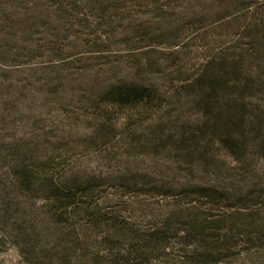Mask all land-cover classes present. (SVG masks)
<instances>
[{"label": "rangeland", "instance_id": "rangeland-1", "mask_svg": "<svg viewBox=\"0 0 264 264\" xmlns=\"http://www.w3.org/2000/svg\"><path fill=\"white\" fill-rule=\"evenodd\" d=\"M50 1L25 0L16 10L35 5L42 11L49 10ZM253 1L241 0L243 4ZM201 3L205 5L204 1L194 0V7L187 10L172 6L164 9L172 18L189 14L190 19L178 26L189 25L194 33L187 35L178 49L171 47L177 33L175 27H165L167 19H159L162 15L150 6L135 7L119 21L110 19L113 22L109 26H103L95 14L87 15V20L78 26L64 22V28H70L69 34H73L67 40L59 38L63 33L60 23V31L55 33H60L58 37L42 33L35 38L47 42L34 41L41 49L56 53L45 51L40 56L36 46L34 58L4 67L5 83L0 93L6 96L3 114L9 118L3 124L0 119V264H26L29 255L23 256L15 245L16 227L34 228L32 237L43 243L39 250L54 256L53 264L122 262L120 254L111 255L109 243L123 239L100 226L98 216L60 217L49 210L42 191L15 189L9 168L14 158L10 154L16 150L8 147L14 140H22L35 149H61L69 157L60 175L92 180L97 188L94 198L100 201L98 209L122 210V218L137 232L155 225L166 212L176 213L179 207L175 202L180 200L182 190L223 181L212 164L201 163L198 167L197 162L182 161L170 145L176 142L182 128L201 126V112L176 88L195 73L220 42L211 34L218 31L223 11H209ZM148 31L152 35L146 38ZM222 39L228 44L235 42L231 35ZM246 41L239 39L242 48ZM228 51L235 52V48ZM10 80L22 82L13 85L18 87L16 93L7 88ZM127 84L152 86L158 94V104L127 121L116 112L112 116L116 126L111 133L101 134V130L109 128L111 119L103 109L109 91ZM216 153L209 157L210 162L224 166V155ZM226 163L230 166L229 160ZM258 165V172H263L264 160ZM129 180L134 181L128 183ZM249 188L244 187V192L252 189ZM158 190L171 196H157ZM232 243L236 247L215 264H264V246L260 243L248 242L246 238L240 242L237 237L232 238ZM55 254L63 260L58 261ZM151 264L189 263L177 249Z\"/></svg>", "mask_w": 264, "mask_h": 264}, {"label": "trees", "instance_id": "trees-1", "mask_svg": "<svg viewBox=\"0 0 264 264\" xmlns=\"http://www.w3.org/2000/svg\"><path fill=\"white\" fill-rule=\"evenodd\" d=\"M24 1L0 0L1 91L6 76L2 73L4 67L34 58L33 48L36 46V52L41 51L40 56L45 51H54L41 49L34 41L41 43L47 39L35 36L46 33L48 37H58L60 33H55L60 31L57 28L60 23L78 26L87 20V15L95 14L103 26H109L131 8L150 6L153 12L162 15L159 19H167L165 27H175L177 36L170 43L172 48L178 49L187 35L194 33L189 25L178 26L190 19L189 14L172 18L164 10L170 6L185 10L193 8L194 0H51L49 10L42 11L35 5L18 12L16 6ZM200 1L205 2L201 5L209 11H223L218 31L211 34L215 41L220 42L204 57L195 73L176 88L178 94L190 99L201 112V126L182 128L176 142L170 145L182 161L197 162L198 167L201 163L212 164L220 173L221 183L182 190L180 200L175 202L179 207L176 213L166 212L155 225L137 232L122 218V210L110 208L103 213L98 209L100 201L94 198L97 188L92 180L71 177L70 174L60 175L69 157L61 149L30 148L29 143L24 144L22 140H14L8 145L16 150L10 154L14 158L9 168V179L15 189L42 191L49 210L60 217L81 214L92 219L98 216L96 221L100 226H105L117 239H123L109 243L111 255L120 254V264H151L177 249L189 264H215L236 247L237 244L232 243V238L236 237L240 242L246 238L248 242L255 241L264 246V171L259 173L257 168L258 162L264 160V0H254L251 4H243L241 0ZM226 13L230 14L224 16ZM64 26L59 38L71 39L70 28ZM150 35L148 31L146 38ZM224 35H231L235 42L228 44L222 39ZM241 38L248 40L243 48L239 43ZM230 48H235V52H229ZM16 83L21 85L22 82ZM16 83L9 81L7 88L11 93L17 92L18 87L13 86ZM109 93L103 109L106 117L111 119L109 128L101 130V134L111 133L116 126L112 121L116 112L123 114L124 121H127L134 115L151 111L159 101L152 86L127 84L113 87ZM5 97L3 92L0 93L2 124L9 118L3 114ZM216 152L224 155V166L210 162L209 157L215 156ZM228 160L230 166L226 165ZM237 185L238 188L235 187ZM246 186L252 189L244 192ZM159 191L155 195L162 198L171 196ZM14 230L15 245L23 256L29 255L26 264H53L54 256L39 250L43 243L32 237L34 228L16 227ZM102 239L105 240L104 237ZM55 258L63 260L57 254ZM73 264L81 262L73 261Z\"/></svg>", "mask_w": 264, "mask_h": 264}]
</instances>
